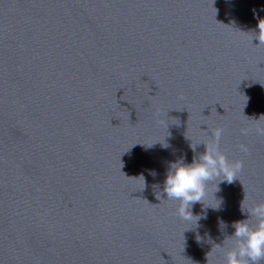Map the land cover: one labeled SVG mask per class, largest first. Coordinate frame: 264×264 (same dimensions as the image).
<instances>
[{
    "label": "water",
    "instance_id": "1",
    "mask_svg": "<svg viewBox=\"0 0 264 264\" xmlns=\"http://www.w3.org/2000/svg\"><path fill=\"white\" fill-rule=\"evenodd\" d=\"M262 115L264 0H0V264H226ZM203 143L243 167L197 226L159 199Z\"/></svg>",
    "mask_w": 264,
    "mask_h": 264
},
{
    "label": "clouds",
    "instance_id": "2",
    "mask_svg": "<svg viewBox=\"0 0 264 264\" xmlns=\"http://www.w3.org/2000/svg\"><path fill=\"white\" fill-rule=\"evenodd\" d=\"M259 28L258 39L262 43L260 39L262 29L260 26ZM223 131L222 128H216L212 130L211 135L218 142ZM203 144L206 145V152L194 156L191 163L186 162V156H181L176 161L169 163L162 189L163 193H166V198L160 193L161 199H159L161 202L162 200L178 201L176 214L179 218L189 224L192 223L193 218H197L195 221L197 226L200 219L207 218L206 210L211 207L204 206L209 186L217 180H219V184L225 181L232 183L235 179V173L243 167L242 161H230L227 155L219 149L218 143ZM162 146L167 148L168 144H162ZM241 148L243 151L248 150L243 145ZM193 150L195 151V149ZM149 171L151 175L157 174L154 170ZM141 176L146 184L144 175L141 174ZM219 200L222 204L223 198ZM197 202L202 203L204 212L194 215L191 209ZM220 206L211 208L220 210ZM241 210L249 215L247 219L234 221L232 226L235 232L225 238V240L232 241V246L225 252L226 264H259L260 261L264 260V203L253 204L247 211L243 207ZM226 226V222L220 219V229L223 230ZM201 239L202 237L197 234V242H200ZM215 246L223 249V246L219 244H215Z\"/></svg>",
    "mask_w": 264,
    "mask_h": 264
}]
</instances>
